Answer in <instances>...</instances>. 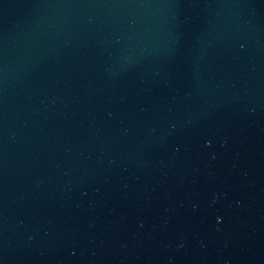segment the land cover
Listing matches in <instances>:
<instances>
[{
  "label": "water",
  "instance_id": "95a60500",
  "mask_svg": "<svg viewBox=\"0 0 264 264\" xmlns=\"http://www.w3.org/2000/svg\"><path fill=\"white\" fill-rule=\"evenodd\" d=\"M0 264H264V0H0Z\"/></svg>",
  "mask_w": 264,
  "mask_h": 264
}]
</instances>
